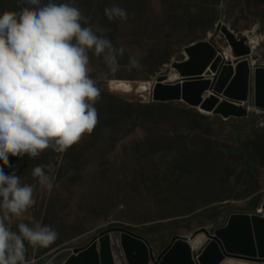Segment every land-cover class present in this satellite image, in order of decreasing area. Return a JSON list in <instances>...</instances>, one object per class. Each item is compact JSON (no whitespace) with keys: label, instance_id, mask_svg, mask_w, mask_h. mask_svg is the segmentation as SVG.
I'll use <instances>...</instances> for the list:
<instances>
[{"label":"rangeland","instance_id":"rangeland-1","mask_svg":"<svg viewBox=\"0 0 264 264\" xmlns=\"http://www.w3.org/2000/svg\"><path fill=\"white\" fill-rule=\"evenodd\" d=\"M22 3L0 0V12ZM74 3L86 24L124 52L115 73L102 57L89 54L90 75L100 89L91 133L64 153L46 149L35 158L9 157L22 183L34 185L35 203L20 220L58 233L48 248L27 246L30 264H45L61 249L85 247L108 228H126L158 251L174 236L214 229L234 213L260 211L264 111L251 100L247 116L225 119L184 102H156L152 88L161 74L173 73V62L185 59L186 47L209 40L220 23L238 38L248 37L249 60L264 66V0ZM114 4L126 10V18L105 16V7ZM214 45L231 59L225 37H216ZM133 55L140 67L129 70ZM35 166L51 177V190L32 177ZM20 220L12 219L13 230Z\"/></svg>","mask_w":264,"mask_h":264},{"label":"clouds","instance_id":"clouds-1","mask_svg":"<svg viewBox=\"0 0 264 264\" xmlns=\"http://www.w3.org/2000/svg\"><path fill=\"white\" fill-rule=\"evenodd\" d=\"M109 19L126 18L119 5L105 7ZM123 47L98 35L74 0H23L13 12H0V264H30L27 246L48 248L58 238L47 224L20 220L34 205V185L22 183L9 157L35 158L44 150L66 152L98 121L100 96L90 75V53L109 72L119 70ZM135 55L129 70L139 68ZM31 175L51 190L42 166ZM20 220L16 229L12 219Z\"/></svg>","mask_w":264,"mask_h":264},{"label":"water","instance_id":"water-1","mask_svg":"<svg viewBox=\"0 0 264 264\" xmlns=\"http://www.w3.org/2000/svg\"><path fill=\"white\" fill-rule=\"evenodd\" d=\"M218 36L225 37L232 48L230 60L217 51L214 40ZM247 44L248 37L238 38L218 24L209 40L186 47L183 62L171 64L179 73H174L175 80L170 79L171 69L156 78L154 101L184 102L225 119L247 116L245 104L251 100L264 111V66L252 65V48ZM258 211L234 213L214 229L174 236L158 254L128 229L108 228L85 247L54 252L45 264H264V215ZM196 240L201 243L194 247Z\"/></svg>","mask_w":264,"mask_h":264},{"label":"bare ground","instance_id":"bare-ground-1","mask_svg":"<svg viewBox=\"0 0 264 264\" xmlns=\"http://www.w3.org/2000/svg\"><path fill=\"white\" fill-rule=\"evenodd\" d=\"M227 40V39H226ZM204 42V41H203ZM248 46L250 45V44H247ZM251 46V45H250ZM252 48V47H251ZM224 57H226V55H223ZM227 58V57H226ZM228 59V58H227ZM228 60H230V59H228ZM176 62H183V61H176ZM233 66H235V65H233ZM174 71H173V73H171V75L173 74L174 76H172V77H175L176 76V74H174V73H177L178 75H179V73H178V71L176 70V69H173ZM208 75H210L211 74V72L210 73H207ZM171 75H170V79L172 78L171 77ZM177 77V76H176ZM156 82V81H155ZM155 85H156V83L155 84H153V88H152V90L154 89V87H155ZM258 213H260V214H262V215H264V211L261 209ZM201 240V239H200ZM200 240H196L195 242H192V245L194 246V247H197V246H199V244L201 243V241ZM236 264H245V263H243V262H237Z\"/></svg>","mask_w":264,"mask_h":264},{"label":"crops","instance_id":"crops-1","mask_svg":"<svg viewBox=\"0 0 264 264\" xmlns=\"http://www.w3.org/2000/svg\"><path fill=\"white\" fill-rule=\"evenodd\" d=\"M161 250H162V249H159V250L157 251L156 249H154V252H155L156 254H158Z\"/></svg>","mask_w":264,"mask_h":264}]
</instances>
